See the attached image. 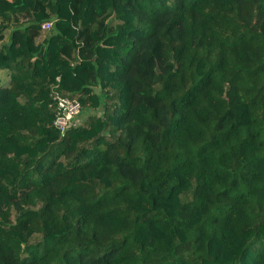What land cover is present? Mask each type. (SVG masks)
Instances as JSON below:
<instances>
[{
	"label": "trees",
	"instance_id": "trees-1",
	"mask_svg": "<svg viewBox=\"0 0 264 264\" xmlns=\"http://www.w3.org/2000/svg\"><path fill=\"white\" fill-rule=\"evenodd\" d=\"M0 264H264V0H0Z\"/></svg>",
	"mask_w": 264,
	"mask_h": 264
},
{
	"label": "built area",
	"instance_id": "built-area-1",
	"mask_svg": "<svg viewBox=\"0 0 264 264\" xmlns=\"http://www.w3.org/2000/svg\"><path fill=\"white\" fill-rule=\"evenodd\" d=\"M49 27L50 23H45L43 25V29H47ZM54 100L57 102L55 124L61 132H64L80 112V104L78 101L62 97L58 93H55Z\"/></svg>",
	"mask_w": 264,
	"mask_h": 264
},
{
	"label": "rangeland",
	"instance_id": "rangeland-1",
	"mask_svg": "<svg viewBox=\"0 0 264 264\" xmlns=\"http://www.w3.org/2000/svg\"><path fill=\"white\" fill-rule=\"evenodd\" d=\"M81 119V118H80ZM80 119H78L77 121H79Z\"/></svg>",
	"mask_w": 264,
	"mask_h": 264
}]
</instances>
